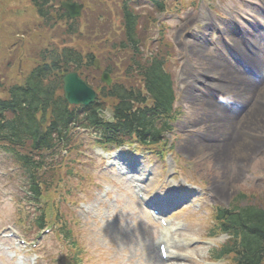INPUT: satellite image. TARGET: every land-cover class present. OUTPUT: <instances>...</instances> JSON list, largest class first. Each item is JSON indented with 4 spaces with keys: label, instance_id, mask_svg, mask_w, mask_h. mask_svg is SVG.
I'll list each match as a JSON object with an SVG mask.
<instances>
[{
    "label": "rangeland",
    "instance_id": "obj_1",
    "mask_svg": "<svg viewBox=\"0 0 264 264\" xmlns=\"http://www.w3.org/2000/svg\"><path fill=\"white\" fill-rule=\"evenodd\" d=\"M177 1L190 2V0ZM236 1L238 0H198L196 6L200 4L206 6L212 2L215 4L217 2L218 7L223 9L224 6L227 12L237 16L244 26L249 28L246 29L248 33L253 30V27H264L263 13L257 9L258 7L247 3L240 6L235 3ZM259 2L264 3V0H259ZM84 3L87 7L79 27L81 30L78 35L79 40L74 41L72 45L85 51L86 47L89 44H94L97 39L98 34L95 27H102L105 34L114 33L119 27L120 17L117 6L118 0H84ZM249 3L252 4L254 1H249ZM196 6L184 5L183 10L172 9L173 12H166L160 16L154 9H150L149 17L141 12V8L138 9L141 15L139 35L144 48L149 49L150 46L155 47V44H158L161 48L159 50H163L171 62L170 70H172L171 73L175 80L177 91L175 106L178 113L174 122V129L168 134V142L174 144L175 154L167 152L162 157H158L150 150L130 148L127 151L130 159H133L136 154L140 157L137 174L141 177L146 176L145 181L137 180L135 177L128 178L119 173L118 169L109 166L107 160H103L98 155L99 146L92 145L91 150H87L86 156L81 154L72 156L73 161H76L77 164L87 166V170L95 180L92 184L86 182L85 186L88 189L83 188L84 191L78 187V195L85 201L78 208V218L85 226V244L90 251L87 256L88 262L84 264H172L170 261L172 259H177L176 262L183 264H217L213 259L215 250L212 249L215 243L213 242V246H210L202 245L200 242L206 236H212V240L224 238L216 235V233L209 235V232L212 233L210 230L212 218L209 215L211 207L216 204L228 205L242 191L243 193L258 191L259 197L252 199L251 202H264V179H262L264 176V156L257 157L260 144L252 143V148L247 151H250L248 155L235 157L236 155L229 154L225 159L215 158L209 149L213 148L218 151L225 148L227 136L217 131L220 124L213 122L214 125H211L206 116L209 114L223 115L222 111L207 106L205 103L194 101L195 97H193L191 89L183 86L186 81L192 80L194 83L196 79L207 76L205 74L207 70L214 67L218 69L216 76L222 79H229L224 78L228 69L233 73H238L241 78L249 79L237 71L236 63L223 51V44L218 34L215 35L216 37L214 36L217 40V43L214 44L207 40L208 36L201 42L189 38L195 32L192 28L202 29L206 33H209L208 29L214 30L215 27H212L210 14L216 17L219 15L213 7L208 6V11L204 8L198 11ZM157 19L166 26L167 41L159 39L161 43L156 42L158 31L156 27H160L157 24ZM40 21L41 19L30 0H0V84L23 82L25 78L23 73L38 62V52L43 47L40 42L42 34L48 33L53 37L60 36L62 41L71 39L67 36L64 28L66 26L63 23L57 24L52 21L51 27L54 28L49 30L44 27L50 26L40 25ZM219 25L224 28L227 36L236 46L235 40L240 35L234 25L227 20H223ZM110 27H114L112 31H110ZM262 34L261 30L254 32L256 42H261L259 51L261 56L264 55V36ZM166 42L179 45L176 58L171 59ZM242 46L246 47V45ZM204 50L209 51L210 55H206ZM3 56L6 58L4 61L2 60ZM217 59L223 62L225 69H222V65L218 63ZM223 70L227 71L224 73ZM192 73L197 75L192 78ZM98 78L100 79V75ZM226 82H228L224 84L226 88L239 85V83ZM253 88H256L255 84ZM244 116L246 114L242 117ZM238 121H241V118ZM239 125L241 126H237V128L236 125L232 126L234 128L232 137L237 135L242 137V129L264 134V127L262 126H250L244 122L239 123ZM196 128L204 135H195L193 130ZM82 134L86 140L92 136L89 132H82ZM221 140L222 143L219 142ZM192 141L196 142L191 143ZM85 142L84 140L82 145ZM215 142L219 144L210 146ZM197 144L202 148L199 152L196 151ZM245 148L250 147L245 146ZM114 155L115 152L111 153L109 158L112 159ZM0 157L1 230L2 227L9 225L15 219L16 203L11 199L17 197L16 181L19 177V171H17L13 161L4 158L2 154ZM64 159L61 160L59 170L52 174L55 186L63 176V166L67 163ZM182 163H185L186 166L182 167ZM238 163L245 164L250 170L251 182L249 184L245 180L248 173L239 169ZM175 165L182 170V174L169 172L173 170ZM10 173L15 175V181L10 177ZM257 173H263L262 178L256 177ZM170 176L174 178V181L182 177L180 184H184L183 178L189 176L188 180L194 182L195 187L199 188L200 192L195 194L196 199L193 198L194 200L190 199L185 202H192L187 204V209L179 211L176 216L175 214L171 216V220L174 222L186 221L188 224L184 229L172 231L173 249L174 251L178 249L180 253L168 261H161L155 247L159 235V224L141 206L135 196V189L132 184L135 181L140 182L141 186L147 189L148 196L157 199L163 195L165 189L169 188ZM222 182H230V187H228L230 191L221 189ZM53 193L54 190L52 189L50 197ZM199 208L200 211H197ZM55 209L57 212L58 208ZM11 230L9 229V231ZM44 237L45 242L40 246L32 247L31 252L24 256L18 253L17 257L13 256L15 253L14 241L6 238L0 239V264H33V261H36V264H51V259L61 249L62 242L52 235ZM196 237H199L198 241H194L190 245L184 244L185 238L193 239ZM37 253L41 254L42 257ZM60 254L61 252L58 257ZM35 258L37 259L34 260ZM225 261L226 264L229 263V260ZM57 262L58 260L56 264Z\"/></svg>",
    "mask_w": 264,
    "mask_h": 264
},
{
    "label": "trees",
    "instance_id": "obj_2",
    "mask_svg": "<svg viewBox=\"0 0 264 264\" xmlns=\"http://www.w3.org/2000/svg\"><path fill=\"white\" fill-rule=\"evenodd\" d=\"M127 17L125 23L128 37L134 40L133 49L137 53L134 46L138 40V36L135 37L136 18L130 12ZM41 58L43 60L27 73L23 82L10 85L2 91L4 95L0 97V140L30 150L27 156L19 157L29 181L26 194L37 201L42 198L44 191H49L48 187H42L44 181L40 175L46 159L43 157L38 161L29 157L36 152L46 149L54 151L61 145H67L75 128H98L106 140L132 135L140 137L143 143L148 144L154 142L149 140L156 139L147 138L148 136L155 137L159 134L155 126H150L151 116L148 108L143 107L148 97L143 96L137 88H114L112 95L117 100L116 121L114 124H108L98 116L94 107L71 106L62 97V72L69 69L71 62L66 47L61 50H44ZM144 66V90L153 101V112L161 116L170 110L174 98L171 77L168 72L162 71L161 63L157 59L148 61ZM142 128L145 130L140 136L138 133ZM241 209L242 214H247L246 220L249 221L245 224L249 225L253 232L244 238L245 249L237 248L238 264H264V208L248 206ZM48 211L49 209L43 214L37 209L35 214L42 221L45 217L48 218ZM229 222H232V219H229ZM233 248H236V245H233Z\"/></svg>",
    "mask_w": 264,
    "mask_h": 264
},
{
    "label": "bare ground",
    "instance_id": "obj_3",
    "mask_svg": "<svg viewBox=\"0 0 264 264\" xmlns=\"http://www.w3.org/2000/svg\"><path fill=\"white\" fill-rule=\"evenodd\" d=\"M209 52V51H208ZM208 52H206L204 50V53H206V55H210ZM218 63H220L222 65V69H225L223 62L220 59H217ZM255 63L256 64H260V61L258 59H256L255 57ZM217 71L218 69L216 67L211 68L210 70H207V76L209 77H204V82L205 83H209L212 86H215L217 88H221L225 91H228V89L226 88V86H222V81L219 78H216L217 75ZM225 71L227 70H223V72L225 73ZM230 73V74H229ZM239 74L237 73H233L232 71H230L228 69L226 75H224V78H230L233 79L234 81H238L239 85H232L230 86L232 88L233 91L236 92V94L241 97V98H247L249 97L251 94L254 93V89L253 85L254 83L249 79L247 80V78H241L240 76H238ZM241 78V79H240ZM238 79V80H237ZM244 79V80H243ZM259 96H262V100H264V90L260 91ZM193 97L194 101H200L205 103L207 106L209 104V102L213 103V99L211 97H209L207 95V89L204 92H200V93H193ZM209 101V102H208ZM262 105L257 104L252 106L248 113L246 114V116L244 117L243 122L245 124H248L250 126H262L264 127V109L261 108ZM215 108L217 110H222L221 108L215 106ZM206 110V108L204 109V111ZM225 111V110H224ZM223 115L220 114H209L208 116V121L211 123V125H214L213 122H216L217 124H220V127L217 129V131L221 134H223L224 136H227V144L225 146V148H221L220 150L216 151L213 148L209 149V152H213V154L215 155V158H226L229 156V154L232 155H236L237 156H244L246 154V151L250 150V148H245L246 147H251L252 146V142H250L249 140L243 138V137H239L238 135L235 137H232V132L234 130V128H232V126L236 125L237 122L235 120V117L232 113H229L227 115H225V113H222ZM196 141H192L191 143H194ZM189 143V144H191ZM198 143V142H197ZM188 144V146H189ZM215 144H211L210 146H214ZM201 146H199L197 144L196 147V151L199 152L201 150ZM230 182H222V190H229L230 191ZM170 236V234H169ZM169 236H168V243L170 242L169 240Z\"/></svg>",
    "mask_w": 264,
    "mask_h": 264
},
{
    "label": "water",
    "instance_id": "obj_4",
    "mask_svg": "<svg viewBox=\"0 0 264 264\" xmlns=\"http://www.w3.org/2000/svg\"><path fill=\"white\" fill-rule=\"evenodd\" d=\"M70 6V5H66ZM79 11L75 9L72 15L78 14ZM64 97L72 104H89L91 103L96 93L89 88L85 82L78 76L77 73H69L64 75Z\"/></svg>",
    "mask_w": 264,
    "mask_h": 264
}]
</instances>
